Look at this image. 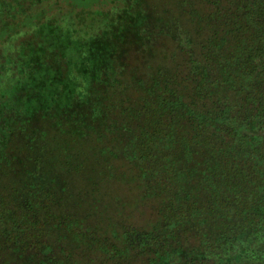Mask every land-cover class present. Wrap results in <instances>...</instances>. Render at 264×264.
Returning <instances> with one entry per match:
<instances>
[{
  "label": "trees",
  "instance_id": "16d2710c",
  "mask_svg": "<svg viewBox=\"0 0 264 264\" xmlns=\"http://www.w3.org/2000/svg\"><path fill=\"white\" fill-rule=\"evenodd\" d=\"M179 9L152 37L74 38L42 8L17 23L32 38L0 74V264H264V0ZM57 129L79 147L47 155ZM117 183L141 224L113 218L118 193L102 216Z\"/></svg>",
  "mask_w": 264,
  "mask_h": 264
},
{
  "label": "rangeland",
  "instance_id": "374dc122",
  "mask_svg": "<svg viewBox=\"0 0 264 264\" xmlns=\"http://www.w3.org/2000/svg\"><path fill=\"white\" fill-rule=\"evenodd\" d=\"M74 1L78 0H0V28L4 26L3 24L7 25V28L9 24L12 26L16 25L21 22L22 19L28 21L27 19H30L32 12H36L39 8H42L41 11L43 13L40 17L42 21L45 20L46 17L48 21L51 20L50 22H52L51 25L54 29H71L74 38L83 39L92 36L96 37L97 35L103 34V30L105 27L107 28V26H109V29L116 28L115 30L117 31L115 34L117 35L120 31V28L118 27L119 25L121 27L123 25L122 28H127L128 30L131 29V34L134 35H140L139 31L147 26L148 30H150L149 36L152 37L153 34H155L151 31L154 22H157L159 17H161V22L165 24V27L170 28V18L175 17L176 14H181L182 10L179 9V7L182 8L184 0H87L85 3L87 6H82V4L77 5ZM41 20H37L35 17L32 18L34 24ZM146 22H148L149 26ZM136 25L138 26L136 27ZM186 27L187 26H185V28ZM135 28H138L136 29L138 31H134ZM29 31L28 26H25V24L21 26H18L17 24L6 31L5 35L0 39V63L2 62V59L4 61L6 56H8V60L13 61L14 58H20V48H27L30 39L32 38ZM125 34H127V32H125ZM121 35L123 34L121 33ZM107 38L109 37L107 36ZM134 38H137V36ZM156 43L153 44V49H155ZM144 47L145 46L142 45L136 46L135 43H132V46L129 47L130 56L141 53L145 49ZM156 47L160 48L158 52L159 54H162L156 55L157 60L164 61L166 66L171 65V60L167 58L164 60L163 57L167 55V46L158 43L156 44ZM149 53L150 52H148V54ZM129 62L132 63L133 60H130ZM133 66L135 65L133 64ZM136 66H139V64ZM8 71L9 75L17 76L19 71L18 65L15 64ZM54 136H57L56 138L58 140L50 138L45 143L47 147H45L44 151L47 153L50 149L58 150V147L61 144L60 147L66 149L67 144L63 140H69L70 146H72L73 150H76L79 147H77L75 141H70L71 137L68 135L66 136L61 130L57 129ZM24 137L25 136L19 135V141L23 142ZM49 154L50 153L47 155ZM114 193H118L117 195L121 197L124 207L123 209L118 210L117 213L113 212V218L117 217L116 219L120 222L128 219L130 222L141 224L149 217V211L145 212V209L143 210L139 205L138 207L137 205L134 206L135 202L134 197L132 198L133 195L131 189L127 185L120 183L111 185L109 198L107 199L108 203L104 202L101 207V211L103 212L102 216L106 215V207L109 203L111 205L110 207L113 206L114 208L113 198L116 196ZM70 199L73 201V204H75L74 200H76V197H74V200L73 197H70ZM81 210L83 213L90 211L88 202L82 199ZM98 214H100V212H98Z\"/></svg>",
  "mask_w": 264,
  "mask_h": 264
},
{
  "label": "flooded vegetation",
  "instance_id": "af4514ba",
  "mask_svg": "<svg viewBox=\"0 0 264 264\" xmlns=\"http://www.w3.org/2000/svg\"><path fill=\"white\" fill-rule=\"evenodd\" d=\"M13 64H14V61L13 60H8V56H6L4 58V61L2 59V62L0 63V70L2 72H5V73L9 74L8 70H10V68H12L14 66Z\"/></svg>",
  "mask_w": 264,
  "mask_h": 264
}]
</instances>
